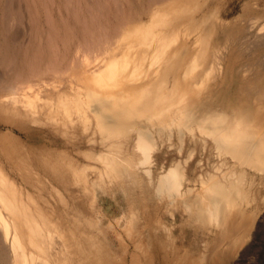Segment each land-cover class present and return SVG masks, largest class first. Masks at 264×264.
Listing matches in <instances>:
<instances>
[{
	"label": "bare ground",
	"instance_id": "1",
	"mask_svg": "<svg viewBox=\"0 0 264 264\" xmlns=\"http://www.w3.org/2000/svg\"><path fill=\"white\" fill-rule=\"evenodd\" d=\"M54 1L0 0V264H105L75 196L90 197V171L111 177L158 154L184 156L186 168L190 157L217 160L207 177L199 164L183 174L181 160L163 170L191 213L217 226L209 203L242 189L238 169L264 174V96L249 76L264 61L237 65L234 54H255L264 32L221 44L217 26L230 21L198 18L192 0H63L58 15ZM240 73L245 103L223 106ZM25 127L45 135L37 154L21 149Z\"/></svg>",
	"mask_w": 264,
	"mask_h": 264
},
{
	"label": "rangeland",
	"instance_id": "2",
	"mask_svg": "<svg viewBox=\"0 0 264 264\" xmlns=\"http://www.w3.org/2000/svg\"><path fill=\"white\" fill-rule=\"evenodd\" d=\"M191 2L204 9L198 18L208 11L211 16L221 13L230 21L228 26H217L221 44L226 42L228 33H231L232 41H239L234 36L240 29L243 35L246 34L247 41L264 32V0ZM53 3L55 15L66 11L63 0ZM121 5L114 7L117 9ZM139 5V0H133L134 7ZM124 7L129 8L127 1ZM41 9V20L46 26L44 9ZM204 26L207 29L209 21ZM20 27L25 28L22 24ZM27 33L28 29L25 30ZM241 50L237 47L234 51L235 55L240 53L236 56L237 65L264 61V44L259 45L253 55L241 53ZM249 76H253L255 90L264 96V69L255 67ZM248 80L241 73L236 74L232 85L221 90L222 105L230 108L244 104L240 89ZM2 121L0 117V137L8 130ZM16 134L24 142L22 150L37 154L44 148L45 135L38 128L25 127L21 131L16 130ZM3 155L0 143L1 159ZM171 156H151L148 162L137 168L111 177L90 171L91 195L85 198L83 192L76 194L75 206L78 213L88 211L92 220L91 230L94 234L99 233L104 244L105 264H264V174L251 167L238 169L243 172L242 189L232 193L225 190L221 198H214L209 203L216 213V226L210 218L202 220L191 213L190 204L181 195L185 187L174 185L163 172L176 161L181 160L183 167L186 165L184 156L175 155L178 159ZM199 156L189 158L191 167L188 164L187 168L180 167L183 174L189 172L194 177L196 170L202 169L207 177L218 170L213 156ZM197 164L202 165L201 168L195 169ZM249 229L250 236L245 239L244 232Z\"/></svg>",
	"mask_w": 264,
	"mask_h": 264
}]
</instances>
